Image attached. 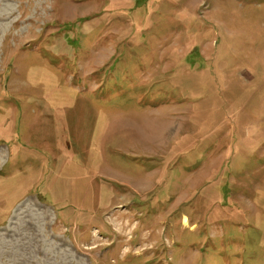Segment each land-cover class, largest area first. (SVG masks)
<instances>
[{
    "label": "rangeland",
    "instance_id": "obj_1",
    "mask_svg": "<svg viewBox=\"0 0 264 264\" xmlns=\"http://www.w3.org/2000/svg\"><path fill=\"white\" fill-rule=\"evenodd\" d=\"M0 264H264V0H0Z\"/></svg>",
    "mask_w": 264,
    "mask_h": 264
},
{
    "label": "bare ground",
    "instance_id": "obj_2",
    "mask_svg": "<svg viewBox=\"0 0 264 264\" xmlns=\"http://www.w3.org/2000/svg\"><path fill=\"white\" fill-rule=\"evenodd\" d=\"M183 129H184V126H183ZM188 222H189V221H188V218L185 217V219H184V223H185V224H188Z\"/></svg>",
    "mask_w": 264,
    "mask_h": 264
},
{
    "label": "trees",
    "instance_id": "obj_3",
    "mask_svg": "<svg viewBox=\"0 0 264 264\" xmlns=\"http://www.w3.org/2000/svg\"><path fill=\"white\" fill-rule=\"evenodd\" d=\"M207 27V26H206Z\"/></svg>",
    "mask_w": 264,
    "mask_h": 264
}]
</instances>
